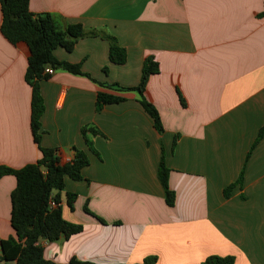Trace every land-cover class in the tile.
<instances>
[{"label": "crops", "instance_id": "0c3cea01", "mask_svg": "<svg viewBox=\"0 0 264 264\" xmlns=\"http://www.w3.org/2000/svg\"><path fill=\"white\" fill-rule=\"evenodd\" d=\"M29 2L62 28L81 23L114 35L128 53L125 63H112L109 41L88 35L72 51L59 46L54 53L81 62L89 76L59 69L40 81L41 146L55 149L62 163L75 148L90 158L83 179L66 177L61 192L63 216L83 230L42 240L45 258L135 264L157 256L155 264H201L216 254L235 256L234 264H264V136L253 147L264 126V0ZM2 18L0 3V165L17 169L37 162L41 151L25 77L30 49L3 35ZM147 56L160 64L145 96L160 113L162 132L138 92L100 85H137ZM99 91L126 100L97 111ZM162 156L172 206L158 177ZM242 171V185L226 197ZM15 187V176L0 178V255L1 241L16 235ZM67 192L76 194L73 207Z\"/></svg>", "mask_w": 264, "mask_h": 264}, {"label": "trees", "instance_id": "16d2710c", "mask_svg": "<svg viewBox=\"0 0 264 264\" xmlns=\"http://www.w3.org/2000/svg\"><path fill=\"white\" fill-rule=\"evenodd\" d=\"M2 9L1 31L3 35L13 44L25 42L29 49L28 67L26 81L32 87V115L31 127L35 142L41 151L40 159L22 168H11L0 165V178L5 175H13L16 178V187L11 194L12 214L11 223L16 235L1 241L0 264H96L89 261L72 258L68 263H58L48 260L44 256L42 240L58 241L68 239L72 235L83 230L82 224L68 221L62 213V207L51 208L50 198L61 203V192L65 188V179H83L82 170L90 163L86 151L75 148L74 158L62 163L57 152L53 148L43 147L41 140V117L45 110L44 99L40 90V81L50 78L45 69L50 65L55 70H67L74 74H86L83 72L82 63H72L60 60L54 51L57 47H64L72 51L82 37L100 36L107 39L110 44L109 60L112 63L123 64L127 61L128 53L121 46L117 37L112 34L98 30H87L81 23L69 24L62 28L50 13H34L30 10L29 0H0ZM264 16V9L260 13ZM108 71V66L104 67ZM160 71V64L152 56L144 59L140 81L135 86H121L118 83H101L100 85L119 92L136 91L139 101L145 111L152 117L155 128L162 132L164 130L160 113L156 106L147 99L145 91L151 75ZM126 100L120 94L108 91H99L96 100L97 111L102 110L105 105L119 103ZM91 132L100 133L91 128ZM85 134V129L83 130ZM264 136V126L259 130L253 147ZM177 138L174 140L175 146ZM89 147L91 142L86 138ZM249 156V155H248ZM169 168L162 156L158 177L165 192L168 205L175 202V192L169 187ZM243 182V171L238 180L227 186L224 195L229 197L233 187ZM76 194L67 192L68 204L73 207ZM157 256H148L142 262L135 264H155ZM233 255H209L201 264H234Z\"/></svg>", "mask_w": 264, "mask_h": 264}, {"label": "built area", "instance_id": "2783aa9c", "mask_svg": "<svg viewBox=\"0 0 264 264\" xmlns=\"http://www.w3.org/2000/svg\"><path fill=\"white\" fill-rule=\"evenodd\" d=\"M55 69L52 68L50 65H48L45 69V73L49 74V75H52L54 73ZM49 205L51 208H56L58 206H60V203L56 202V200L51 197L50 198V201H49Z\"/></svg>", "mask_w": 264, "mask_h": 264}]
</instances>
